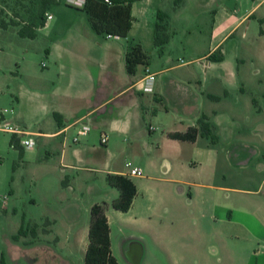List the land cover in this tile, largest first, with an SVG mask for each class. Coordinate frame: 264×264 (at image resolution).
<instances>
[{
	"label": "rangeland",
	"instance_id": "374dc122",
	"mask_svg": "<svg viewBox=\"0 0 264 264\" xmlns=\"http://www.w3.org/2000/svg\"><path fill=\"white\" fill-rule=\"evenodd\" d=\"M140 1L144 5L143 13L133 16L127 36L108 38L90 29L84 11L63 1H57L46 9L52 18L41 26L40 0H0V19L8 23L6 27L0 26V264L1 257L4 264H83L90 212L85 214L81 210L80 220L72 227L63 225L61 219L49 222L45 216L58 218L63 205L75 204L80 198L82 201L86 199L89 187L107 186L104 171L107 161L111 169L121 168L126 172L125 163L129 162L132 166H140L144 177L162 175L159 160L152 158L154 151L148 146L155 143L162 133L158 121L180 127L171 112L165 114V102L154 100L155 95L159 97L156 84L168 76L192 78L193 87L203 91L207 109L209 100L206 95L210 90L218 92L219 88L214 86L215 80L207 84L204 78L239 68V82L234 87L229 84V98L222 99L217 109L230 113L229 118L234 121L230 140L233 144L248 147L246 157H250V161L247 165L235 164L229 169L227 165L222 166L228 174L226 183L230 185L256 189L264 178V141L254 137L252 132V127L264 126V0L254 14L244 19L237 30L232 31L217 47L213 46L229 30L232 21L246 12L252 0ZM140 1L135 5L139 6ZM159 11L165 14L163 20L158 18ZM156 24L167 27L169 39L163 49L171 54V64H183L168 74L156 75L151 92H145L142 84L134 88L143 94L140 98L145 104L149 99L157 106L160 111L158 120L152 118L149 108L148 112L141 111L142 118L135 128L138 129L135 135L111 133L105 127L103 130L109 138L105 145L99 141L100 130L92 123L89 133L79 136L78 142L73 141L77 127H72L67 132L63 160L62 136L49 140L35 138V144L30 149L24 145L19 148L11 145L14 134L1 129L5 121L37 129L53 119L52 115L42 114L43 106H47L48 102L60 104L59 97L52 92L58 84L59 68L47 53L51 47H129L140 44L150 62L161 66L163 49L159 51V46L154 44ZM26 25L34 30V37H23L18 33ZM93 39L95 45L92 44ZM214 51L222 54L223 61L214 62L206 58ZM145 66H136V78L143 76ZM193 78H200V82ZM131 80L133 78L124 70L121 74L117 73L120 85L128 86ZM111 107L113 104L109 103L106 116ZM98 115L100 113H95L94 117ZM188 118L184 125L191 122L193 116ZM150 124L158 127L157 130L148 133ZM216 136L210 134L205 141L212 144ZM225 140L222 138L217 145L222 148ZM84 144L95 145L96 148L88 152L87 160L77 163L73 158V149ZM151 160L155 162L154 167ZM204 169L206 165L201 164L191 171L198 173ZM139 177H134L133 181L140 184L145 192L151 187L156 188L159 183ZM142 195L143 190L138 189V196ZM263 196L264 183L260 187V195L252 198L254 206L263 203ZM233 216L240 218L242 215L233 211ZM192 221L190 216L189 223ZM260 230L264 234V229ZM111 232L112 251L119 264H136L122 250L124 236L135 233L146 237V229L130 220L112 217ZM47 249H54L58 258L52 259ZM220 257L223 264H246L247 261V257L240 254L229 257L221 254ZM257 263L253 257L249 264ZM259 264L262 262L259 261Z\"/></svg>",
	"mask_w": 264,
	"mask_h": 264
},
{
	"label": "crops",
	"instance_id": "0c3cea01",
	"mask_svg": "<svg viewBox=\"0 0 264 264\" xmlns=\"http://www.w3.org/2000/svg\"><path fill=\"white\" fill-rule=\"evenodd\" d=\"M262 1L252 0L246 12L232 21L229 30L213 47H217L232 31H236L244 19H249ZM136 2L138 1L132 3V17L135 14L143 13L144 5L140 1V5L136 6ZM86 20L89 24L87 15ZM90 29H92L91 26ZM111 38H117V36ZM92 44H96L94 39ZM127 48L51 47L47 53L59 68L58 84L52 92L59 97L60 104L55 105L48 102L47 106H43L42 114L44 116L52 115L53 119H49L37 129L14 124L25 132L24 138L30 137L35 142V138L49 140L62 136L61 160H63L67 132L72 127H77L74 137L78 136L82 124L91 127V123L93 127L100 130V137L102 133H105L103 130L105 127L111 133L135 135L138 130L135 128L142 118L141 111L148 112L150 108L152 118L158 120L160 111L157 106L149 99L148 104H145L144 100L140 98L143 94L138 93L134 88L139 85L146 69L156 76L168 74L182 67L183 64H171V54L163 49L162 57H160L161 66L153 65L148 58L143 76L136 78V70L131 75L125 68ZM206 58L208 59V57ZM123 70L133 78L128 86L120 85L117 81V73L121 74ZM188 72L194 73L192 70H188ZM238 74L239 68L235 67L227 69L223 74L212 75V78H204L207 84L215 80L214 86L219 88L218 92L210 90L206 95L209 100L207 109H205L203 91H197L193 87L192 78L168 76L156 84L155 89L159 93V97L155 95L154 100L165 102L163 105L165 114L171 112L180 127L158 121L162 127V133L155 143H150L148 148H152L154 151L152 158L155 157L154 160H159L162 175L146 177L143 176V173L140 175L139 178H144L146 181L159 182L156 188L151 187L147 192L140 188V184L133 181V178L138 176L130 177L136 186L137 195L129 210L122 212L112 207L111 203L118 197L119 192L107 183L108 187H89L88 197L83 201L80 198L76 200L75 204L63 205L59 209L58 218L45 216V219L49 222H57L61 219L64 222L63 225L72 227L80 220L81 210L85 214H89L94 203L105 202L110 239L112 237V217L130 220L134 225L146 229V237L143 234L135 233L131 236H124L125 242L122 250L129 259L136 261V264H142L144 261H147L146 264H223L221 254L224 257L234 254L244 255L247 257L246 264H249L250 260L255 257L257 264L259 261L264 264V260H261L264 256V234L260 230L264 229V196L261 205L254 206L252 199L260 195V187L264 183V178L256 189L230 185L226 183L228 174L222 166L227 165V169H229L235 164L247 165L250 161V157H246L248 147H245V144H233L230 140V134L234 128L233 118H229L230 113L217 109L222 99L229 98V84L234 87L239 82ZM193 79L200 82V78ZM109 103H112L113 107L110 108V112L106 116ZM232 107H235L234 103ZM54 113L58 114L62 122L60 126ZM95 113H100V115L94 117ZM190 115L193 116V119L184 125L185 119H189ZM202 117H205L204 121L209 125L210 134L216 136L215 133H217L218 137L216 136L212 144L205 141L210 134H203L200 130L198 120ZM5 122L12 124L10 121ZM189 127L198 129L194 141L175 139L169 136V133H184ZM157 128L150 124L148 133L156 131ZM252 132L254 137L264 141V126L252 127ZM14 136L20 143L21 137ZM222 138H226L227 141L225 140L223 147L220 148L217 143ZM108 139L107 135V142ZM78 140L74 142H78ZM106 143L101 144L105 145ZM95 148V145L84 144L73 149L75 162L81 163L87 160L88 152ZM244 148L245 150H243ZM201 164H205L206 169L192 173L191 170ZM105 165L106 174L125 175L126 173L121 168L111 169L108 161ZM151 165L154 167L155 162L152 161ZM138 167L142 169L140 166ZM138 189L143 190L142 197L138 196ZM233 211H238L242 216L234 218ZM193 214L198 216L193 217ZM190 216L194 220L191 223H189ZM88 228L85 251L88 244ZM47 252L52 259L58 258L54 249L52 251L47 249ZM114 257L116 258L115 255Z\"/></svg>",
	"mask_w": 264,
	"mask_h": 264
},
{
	"label": "trees",
	"instance_id": "16d2710c",
	"mask_svg": "<svg viewBox=\"0 0 264 264\" xmlns=\"http://www.w3.org/2000/svg\"><path fill=\"white\" fill-rule=\"evenodd\" d=\"M140 0H86L83 7L80 9L87 15L89 24L93 31L102 36L108 34L117 37H126L131 25L132 3ZM57 0H40V24L45 25L46 9ZM164 13L159 11L158 18L163 20ZM7 22L0 19V26L6 27ZM18 33L23 37H34L35 32L28 25L21 27ZM169 34L167 27L164 24H156L154 32V44L159 46V51H162L163 46L168 42ZM212 61H221L222 54L216 51L208 56ZM148 62V54L143 50L140 44L130 45L125 52V68L128 74H134L136 66L139 64H146ZM54 117L60 126L62 124L57 113ZM205 117L198 120L200 130L203 134L209 135V125L204 121ZM198 129L196 127H189L184 133H169L171 138L194 141ZM13 147L19 148L20 143L18 138L12 137L10 141ZM106 180L109 186L118 190L119 194L111 203L116 210L125 212L129 210L133 199L137 195V189L130 177L119 173H108ZM106 203H94L90 208V223L88 228V244L84 254L83 264H119L117 259L112 254L110 230L105 213ZM1 264L4 260L1 257Z\"/></svg>",
	"mask_w": 264,
	"mask_h": 264
},
{
	"label": "built area",
	"instance_id": "2783aa9c",
	"mask_svg": "<svg viewBox=\"0 0 264 264\" xmlns=\"http://www.w3.org/2000/svg\"><path fill=\"white\" fill-rule=\"evenodd\" d=\"M57 1H63L66 4L75 6V7H83L86 0H57ZM45 17H46V21L52 18L51 14L47 12L45 13ZM106 37L111 38V37H116V36L108 34ZM154 79H155V75L148 72V69H146V72L144 76L140 79L139 84H142V87L145 92H151L153 89ZM1 129L5 132H9L17 136L25 135V132L19 126L10 124L8 122H4L1 126ZM89 129H90L89 125L82 124L81 127L79 128L78 136L74 137V141H77L79 136L86 135ZM100 141L101 143L107 142V135L105 133L101 134ZM20 144L30 149L34 146L35 142L30 137L20 138ZM125 167L128 169L125 173V175L128 177L142 175V170L139 167L132 166L129 162L125 163Z\"/></svg>",
	"mask_w": 264,
	"mask_h": 264
}]
</instances>
